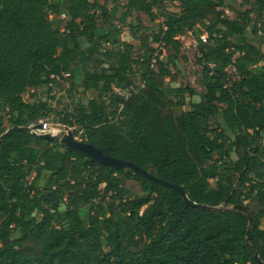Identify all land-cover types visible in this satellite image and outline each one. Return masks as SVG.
<instances>
[{"label": "trees", "instance_id": "1", "mask_svg": "<svg viewBox=\"0 0 264 264\" xmlns=\"http://www.w3.org/2000/svg\"><path fill=\"white\" fill-rule=\"evenodd\" d=\"M101 1L151 21L163 5L0 0V264H264V0L238 9L234 0H171L180 11L160 14L142 54L120 45ZM188 35L203 92L186 110L184 95L195 91L165 79L174 82L167 66ZM65 75L70 89L95 92L62 119L73 135L181 187L196 206L132 169L89 162L57 137L12 129L50 115L44 96ZM246 214L256 223L248 241Z\"/></svg>", "mask_w": 264, "mask_h": 264}, {"label": "rangeland", "instance_id": "2", "mask_svg": "<svg viewBox=\"0 0 264 264\" xmlns=\"http://www.w3.org/2000/svg\"><path fill=\"white\" fill-rule=\"evenodd\" d=\"M241 0H234L232 3L233 9H238ZM101 4L107 8L110 13L111 22L113 24L114 29H117V40L120 45L122 43L132 45L135 51L139 54L143 53L142 48V39L145 37L151 40L152 35L156 34L160 27L164 22V18L160 16L162 12H170V13H178L180 10L178 9V4L171 0H163V5L159 8H154L152 11L155 15V20L151 21L150 18L142 13H138L135 11L127 12L122 4H113L110 1H101ZM246 9L243 8V10ZM223 16L227 19H233L234 14L232 11L227 9H223ZM51 19L54 21L57 20L53 15ZM98 30L97 34L100 35L102 32V21L98 20ZM196 35L205 38L202 28L196 29ZM262 35V34H260ZM245 36L249 39L252 38L250 34V30L246 29ZM181 48L179 50V56L175 65L169 64L167 69L170 71L174 82L170 83V77H167L165 81L168 85L172 87H183L186 89H191L195 91L194 96H189L187 93L184 95L185 101V109L188 110L190 104L193 102L199 101V96L203 92V88L201 87V68L197 64L198 52L196 48V42L193 39L192 35H188L185 37H178ZM118 46H112L110 44L101 43L100 48H112L116 49ZM155 56V54H154ZM165 58V57H164ZM252 72L257 73L258 67H251ZM227 74L233 79H237L235 76V72L233 68L227 69ZM69 78L65 75V80H58V82L52 87L51 93L44 96L48 100V105L51 108L52 112L45 119L47 120L52 128H59L60 133L63 132L66 128H69L73 133L74 128L67 126L63 123L62 119L66 114H70L76 103L86 104L87 101L95 96V92H87L85 95L80 94L79 88L77 90L70 89L69 86ZM133 82L135 86H141V79L138 73H135L133 76ZM79 83V80H77ZM115 92H118L115 90ZM30 92L23 95V99L27 100ZM39 94V92H38ZM122 95L127 96L128 92H121ZM219 107H222L221 105ZM211 126L214 127V123L211 122ZM76 139L78 135L74 136ZM59 139V137H57ZM264 139V135H263ZM233 159L235 160V156L233 155ZM215 181L211 180V186H214ZM220 206L219 208H221ZM86 209L82 210L84 213ZM83 216V215H82ZM259 227L261 229L264 228V222L261 221Z\"/></svg>", "mask_w": 264, "mask_h": 264}, {"label": "water", "instance_id": "3", "mask_svg": "<svg viewBox=\"0 0 264 264\" xmlns=\"http://www.w3.org/2000/svg\"><path fill=\"white\" fill-rule=\"evenodd\" d=\"M40 127L41 125L38 123L31 127H13L12 129L32 132L34 130H38ZM65 130H66V133H63L60 136L59 140H60V143L66 148V150L77 151V152L84 154L85 156L89 158V162L95 161L100 165L113 167L119 170L124 169V168L132 169L133 171H135L136 173H138L143 178L149 181L156 182L160 185L174 189L175 191L179 193V195L184 199L186 203L196 206L194 203H191L190 201L187 200L185 193L181 189V187H177L176 185L172 183H168L164 180L158 179L154 177L153 175H151L149 172L139 168L138 166L134 165L131 162L116 159L108 155L104 151L95 148L93 145L84 143L76 139L73 133L68 128H66ZM3 136L4 135L0 136V140L2 139ZM43 136L46 138H54L53 135H50L48 133L43 134ZM212 210H219V208H213ZM246 217H247V220L250 226L248 227L247 232H246V240L248 241L250 238V228H254L256 226V223L252 220L249 214H246ZM254 259L259 261L258 255L256 252L254 253Z\"/></svg>", "mask_w": 264, "mask_h": 264}, {"label": "built area", "instance_id": "4", "mask_svg": "<svg viewBox=\"0 0 264 264\" xmlns=\"http://www.w3.org/2000/svg\"><path fill=\"white\" fill-rule=\"evenodd\" d=\"M162 56H165V54L163 53ZM117 93L121 94L120 91H118ZM39 124L41 125V127L38 130L32 131L33 133L42 134V135L48 133L50 135H53L54 137H59V138L63 133H66V130H63V132L60 133L59 128H57V129L52 128L51 124L47 120H42L39 122Z\"/></svg>", "mask_w": 264, "mask_h": 264}]
</instances>
